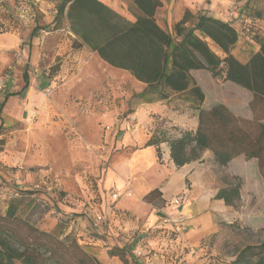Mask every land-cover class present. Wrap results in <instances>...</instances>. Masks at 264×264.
<instances>
[{"label":"rangeland","instance_id":"374dc122","mask_svg":"<svg viewBox=\"0 0 264 264\" xmlns=\"http://www.w3.org/2000/svg\"><path fill=\"white\" fill-rule=\"evenodd\" d=\"M239 1L246 16L255 9H264V0ZM0 15V29L20 28L9 9H2ZM239 29L244 46L251 44L254 34H264V23L244 22ZM244 53L247 50H239V54ZM56 55L54 52L50 61L48 53L43 56V64L38 67L40 75L35 78L32 74L39 84L35 93L23 100L22 107L4 118L2 113L5 125L0 129V214L6 212L12 199H18L21 216L62 239L76 240L102 264H145V257L139 258L133 252L137 247L152 264H227L246 245L264 240V197L260 194V208L256 203L254 211L243 212L241 202L235 208L240 210L239 218L224 223L200 247L188 243L190 236L184 235L187 230L178 231L155 210L153 222L140 220L135 225L127 224L128 231L118 230L116 221L123 224L136 216L118 207L119 201L107 199L111 190L104 183L117 152L116 118H127L142 86L127 71L90 58L73 60L62 68V62L57 61L63 56L53 60ZM13 57L14 51L0 53V78L5 82L0 89V103L24 85L21 70L11 62ZM25 64L31 71L29 58ZM212 81H203L206 107L225 100L247 102L245 88L233 82L223 84L219 79L212 87ZM240 163L234 162L233 168L250 173ZM225 178L233 180L231 176ZM155 206L168 216L166 207ZM108 211H112L108 221L111 225L95 226L93 214ZM250 221H257L256 226H249Z\"/></svg>","mask_w":264,"mask_h":264},{"label":"trees","instance_id":"16d2710c","mask_svg":"<svg viewBox=\"0 0 264 264\" xmlns=\"http://www.w3.org/2000/svg\"><path fill=\"white\" fill-rule=\"evenodd\" d=\"M132 1L137 10L134 21L101 0H62L53 30L68 20L71 31L81 39L77 47L88 46L111 66L128 70L147 84L138 95L140 99L152 101L153 95L168 99L178 94L198 111L199 123L194 131L167 139L163 130H157L149 138L146 145L156 146L159 158L160 144L166 140L177 166L199 158L205 149H210L224 166L243 155L258 161L264 182V36L253 35L260 48L242 62L233 54L240 34L232 23L200 14L191 27L187 23L193 15L186 11L171 32L156 19L161 0ZM247 16L264 21V9H255ZM201 69L249 90L253 117L239 116L224 103L203 107L205 91L191 73ZM27 86L28 80L24 88ZM233 180L225 178L216 198L237 208L243 181L238 175ZM156 192L149 193L147 200L151 201ZM19 205L20 200L12 199L6 212L0 214V264H102L76 240L62 239L21 216ZM227 264H264V240L246 245Z\"/></svg>","mask_w":264,"mask_h":264},{"label":"crops","instance_id":"0c3cea01","mask_svg":"<svg viewBox=\"0 0 264 264\" xmlns=\"http://www.w3.org/2000/svg\"><path fill=\"white\" fill-rule=\"evenodd\" d=\"M101 1L127 19L135 20L137 10L132 0ZM234 1H238V6L235 16L231 17L229 11L231 3ZM161 2L162 5L156 12V19L161 26L171 32L175 23L183 18L186 11H189L193 18L187 25L191 27L195 25L200 14L232 23L240 34L233 49V54L240 61L247 62L250 56L260 48L253 38L249 40L251 44L245 43L244 46H241L242 37L239 28L242 23L254 19L244 14V9L240 6L239 0H161ZM58 3L59 0H11L0 7V13L2 9H9L14 19L20 24V28L15 31H7L6 28L5 30L4 28L0 29V53L15 52V57L11 62L21 70V78L24 82L20 90L9 93L0 103V126L5 125L2 120V113L4 118L6 114L15 112L17 107H22L23 100L32 96L36 91L37 84H39L33 78L32 72L27 69L25 61L28 58L32 67L41 66L43 56L46 53H48V61H50V56L54 52L57 55L54 56L53 60H56L57 56H63L57 61V64L62 62L60 65L62 68H65L73 60L82 62L88 58L93 62H103L111 66L88 46L77 47L81 39L71 31L68 20H64L63 27L59 30H53L56 24ZM20 5L27 6L31 13L25 11L27 15L23 16ZM1 20L3 19L0 15ZM257 21L264 23L263 20ZM2 22L4 23V21ZM11 28L15 29L13 26ZM44 30H48V33L43 32ZM246 38L249 39V37ZM53 40H56V44L53 43ZM207 40L212 48L222 55V52L212 41ZM240 49L247 50V53L239 54ZM67 51L70 54L67 55ZM122 70L132 75L128 70ZM191 73L204 91L203 81L208 82L211 78L213 80L212 87H215V81L218 79L223 84H229V81L214 77L208 70H192ZM133 78L142 86L140 92L142 93L147 84L137 80L134 76ZM27 80L28 86L24 88ZM245 91L249 98L244 104L239 103L240 101L228 102L226 100L223 103L228 105L237 115L252 118L253 112L249 104L253 95L249 90L246 89ZM205 95L203 107H206V92ZM153 96L155 98L152 101H144L138 97L132 102L127 118H116L115 121L117 152L104 186L111 190L107 193L108 200L112 203L119 201L118 207L136 217L134 220H128L127 223L123 221V224L116 221L114 225L120 231H128L126 229L127 224L135 225L140 220L153 222L155 216L153 210L156 213L160 211L155 205L161 204V207H166L168 210V216L161 211L167 216H165V220L169 221L180 232L187 230L184 235L190 236L188 243L200 247L209 237L217 233L224 223L231 224L233 219L239 218L240 210L227 205L223 199L216 198L220 188L225 185V176L238 175L242 178L241 210L243 212L254 211L257 204L259 208L261 207L259 194L264 197L263 177L256 159H247L241 155L224 166L215 160L210 149L203 150L199 158L182 166H177L171 158L170 144L167 140L160 144L162 156L159 158L156 146L146 145V142L157 130H163L167 139L175 138L181 136L185 131H194L199 121L198 111L190 107L189 103L182 100L178 94H173L168 99ZM236 161H240V165L243 168L247 167L250 173L246 174L238 168H233L232 164ZM154 190L157 192L152 195V200H147L146 196ZM114 192L119 193L117 200L112 197ZM180 196L183 197V200L178 204H172V201ZM233 212L236 215H233ZM111 213L112 211L100 212L104 216V224L111 220ZM108 224L111 225V223ZM247 224L251 227L256 226L255 221H250ZM203 249L204 247L201 248L202 251ZM146 260L147 258H145L144 263Z\"/></svg>","mask_w":264,"mask_h":264},{"label":"built area","instance_id":"2783aa9c","mask_svg":"<svg viewBox=\"0 0 264 264\" xmlns=\"http://www.w3.org/2000/svg\"><path fill=\"white\" fill-rule=\"evenodd\" d=\"M8 1H11V0H0V7H2L3 5H5V3L8 2ZM231 4H232V5H231V9H230V11H229V15H230L231 17H234V16H235L236 7L238 6V1H234V2H232ZM20 7H21V10H22V15H23V16H26V15H27V14L25 13V11L28 12V13H31V11L28 10V7H27V6L25 7L24 5H20ZM21 10H20V11H21ZM28 15H29V14H28ZM51 30H52V29H51ZM43 32L48 33V30H44ZM31 72H32V74L34 75L35 78H36L38 75H40V71H39V68H38V67H32ZM4 86H5V82L3 81L2 78H0V89L3 88ZM112 197H113L114 199L117 200V199L119 198V193H118V192H114V193L112 194ZM182 200H183V197L180 196V197H178L177 199H175L174 201H172V204H178V203H180ZM92 219H93V224H94L95 226H98V227H99L102 223H104V216H103L102 214H100V213H94L93 216H92ZM183 229H184V228H183ZM133 252H134V254H135L137 257H139V258H141V257H145V258H147L145 264H152V263L150 262L151 260L149 259V257L146 256V253H144V251H143L141 248L137 247V248H135V249L133 250Z\"/></svg>","mask_w":264,"mask_h":264},{"label":"water","instance_id":"95a60500","mask_svg":"<svg viewBox=\"0 0 264 264\" xmlns=\"http://www.w3.org/2000/svg\"><path fill=\"white\" fill-rule=\"evenodd\" d=\"M24 116H26V114H24ZM157 214L160 215V216H162V217H165L166 216V214L163 213V212H161V211L157 212Z\"/></svg>","mask_w":264,"mask_h":264}]
</instances>
